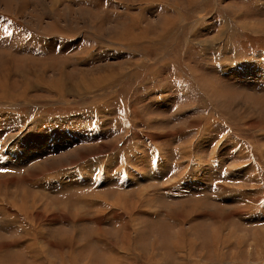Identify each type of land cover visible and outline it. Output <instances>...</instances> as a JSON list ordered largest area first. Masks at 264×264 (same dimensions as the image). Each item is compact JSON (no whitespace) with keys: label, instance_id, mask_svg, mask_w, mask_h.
<instances>
[{"label":"rangeland","instance_id":"rangeland-1","mask_svg":"<svg viewBox=\"0 0 264 264\" xmlns=\"http://www.w3.org/2000/svg\"><path fill=\"white\" fill-rule=\"evenodd\" d=\"M150 1L0 0V20L36 39L0 50V108L17 114L0 111V254L14 264H234L246 248L264 264V222L241 216L264 214V0H169L158 23L174 13L136 10ZM177 20L171 48L122 45ZM197 159L200 179L171 196Z\"/></svg>","mask_w":264,"mask_h":264},{"label":"crops","instance_id":"crops-1","mask_svg":"<svg viewBox=\"0 0 264 264\" xmlns=\"http://www.w3.org/2000/svg\"><path fill=\"white\" fill-rule=\"evenodd\" d=\"M171 3H172V1H170L169 2V0H160V1H154V2H152V1H150L149 3H141V6L140 7H137V11H139L140 13H144L146 10V8H149V9H154V14L156 13V12H164V13H166V12H171V10H172V12L171 13H174V14H170V15H166L167 17H163V18H159L158 19V21H157V23L159 22V21H161V20H163L164 18H170V19H172L174 16H175V10H174V8L172 7V5H171ZM150 4V5H149ZM149 5V6H148ZM171 6V7H170ZM172 8V9H171ZM166 11V12H165ZM128 11H127V9L124 11V13L121 15V14H118L117 16H120V17H123V22L125 23L124 24V26L123 27H125L126 25H129V23H130V18L132 17V16H129V14L127 13ZM166 14H169V13H166ZM173 15V16H172ZM120 17H118V18H120ZM183 17V19L186 21V24L184 25V23H183V25H180V26H184V28L185 27H189L190 28V30H191V26H190V24L191 23H193L192 22V20L191 19H189V20H187V19H185V17L184 16H182ZM125 19V20H124ZM180 19V18H179ZM197 20V19H196ZM126 21V22H125ZM180 22V20H177L176 21V23H177V25H176V23L174 24L173 23V25L174 26H167L165 29H163V31H162V33H161V35H159L158 37H159V39L155 36V37H153V35H151L150 36V38L152 39V40H143V41H140V42H138V45H136V46H132V45H129L128 43L126 44L125 42H122V43H120L119 42V44H122V45H124V46H126L127 48L128 47H130L129 49H133V50H142V53H140V54H143V52L145 51V53H147V51L148 50H150V49H163V50H165V49H168V48H171L173 45H174V41H175V31H176V29H177V26H178V24H179V22ZM184 21V22H185ZM140 22H141V20H140ZM197 22V21H196ZM194 23L193 24V27H196L195 25L197 24V23ZM140 24H138V26H136V27H134V28H137V30H141L142 29V26H139ZM156 24H153V27H152V29L153 30H155V29H157V30H161V28L160 27H158L157 28V26H155ZM122 28V27H121ZM133 28V29H134ZM155 28V29H154ZM133 29H132V32H134L133 31ZM194 29V28H193ZM134 33H137V32H134ZM150 34H152V33H149L148 35H150ZM154 34H155V32H154ZM160 34V33H159ZM5 36H9L10 37V39H7V37H5ZM17 37H19V39H17ZM17 39V40H16ZM110 39H112V40H114L113 42H116V40L115 39H113V38H110ZM154 39V40H153ZM11 40H12V43H11ZM36 42V39H35V37H34V35H32L29 31H26V30H15V28H14V25H12V24H5V22H4V20H0V50H9V51H11V52H13V53H17V54H23V52L26 50V52L27 51H29V49L31 48H33L32 47V45L34 44ZM108 42H110V41H108ZM112 43V42H111ZM178 44H188V43H186V39H181V41H179L178 42ZM13 45V46H12ZM155 45H158L156 48H155ZM121 46V45H120ZM122 48H123V46H121ZM10 48H12V49H10ZM39 48H40V46H39ZM116 48V47H115ZM34 49V48H33ZM121 49V48H120ZM148 49V50H147ZM144 57V56H143ZM144 58H146V57H144ZM12 104V103H11ZM11 104H8V105H6V106H4V107H1L0 108V111H1V113L3 114V113H6V115L5 116H7L6 117V119L8 118V120L6 121V124H16L14 121H12L11 119H10V116L11 115H13V114H15V115H17L16 114V110H14V109H12L13 107H10V106H15V104H13V105H11ZM19 122V121H18ZM4 124V123H3ZM1 158V157H0ZM158 166H159V164H157V170L155 171V174L157 175L158 174ZM195 167H196V163H195ZM191 177V176H190ZM194 177H199L200 178V176H199V173L196 175V176H194ZM132 178L131 177H128L126 180H125V182H127L128 183V185H131V182H132V180H131ZM191 179H192V177H191ZM129 180H131L130 181V183H129ZM184 180L186 181V183L188 184V185H195L196 183H194L195 181H193L192 182V180L191 181H187V178H182V179H180V181H179V184H178V182H176V181H173V183L171 184V186H167V189H168V191H169V193H170V195L171 196H173L172 195V193L173 194H175L174 192H176V191H178V189L180 190V186L182 185V183L184 182ZM122 182H124V181H122ZM172 189H171V188ZM193 189V188H192ZM217 189V188H216ZM180 193V192H179ZM239 195V194H238ZM244 195L245 194H240L237 198H236V201L237 200H240V199H242V198H244ZM173 197H176V196H173ZM232 201V200H231ZM235 202V201H234ZM247 208H245V209H242L241 210V213H242V217L244 218V217H246V219H243V220H245L246 221V223H253L254 221H251V220H253V219H257L258 217H259V219H257V220H259V221H263L264 222V219H260L261 217H264V214H261V213H259L258 211L257 212H247ZM237 211H238V208H237ZM236 211V212H237ZM239 214V213H238ZM250 214V215H249ZM255 214V215H254ZM240 215V214H239ZM244 215H246V216H244ZM261 215V216H260ZM251 216V217H250ZM251 219V220H250ZM242 220V221H243ZM230 222V221H229ZM236 222V221H235ZM237 223V222H236ZM236 226H237V224H235ZM238 227V226H237ZM248 228V227H247ZM255 229V228H254ZM244 233H246V238H245V240L244 241H246V240H248V239H251V243H250V245L249 244H247V246L246 247H250L251 248V245H252V247L254 248V245H253V243H255V242H257V241H255V238L253 237V233H254V231H250V230H248V229H245L244 231H243ZM260 232V231H259ZM233 233H234V230H233ZM251 234V238H248V236H250V235H248V234ZM244 241L243 242H241V243H239L240 245L241 244H244ZM247 242V241H246ZM246 242H245V244H246ZM262 242H264V237H263V240H262ZM262 242H261V245H262ZM234 243H230L229 244V247H228V250H230V253L232 252V250H233V248H232V245H233ZM236 245H237V243H235ZM238 244V245H239ZM262 250H264V247L262 246ZM234 251V256H235V261H234V264H254L255 263V261H253L252 260V258L255 256L256 257V259H259L260 260V258H262L261 256L262 255H260V253L262 252H260V251H258L257 249H256V251H254V250H252V252H250L249 251V249L248 248H246L245 250L244 249H241L239 252H236L235 250H233ZM255 252L257 253V255H255ZM9 253H1L0 254V264H14L13 263V261H12V258H10V256L11 255H8ZM225 258V257H224ZM223 257H222V255H221V253H220V255H218V254H216V257L214 258V260H213V262H211V263H209V262H206V261H204L203 260V258L201 259V261L202 262H204V264H233V263H230L229 261L227 262V260L225 259V260H220V259H224ZM229 259V258H228ZM36 262V261H35ZM22 262H20L19 264H21ZM16 264V263H15Z\"/></svg>","mask_w":264,"mask_h":264},{"label":"bare ground","instance_id":"bare-ground-1","mask_svg":"<svg viewBox=\"0 0 264 264\" xmlns=\"http://www.w3.org/2000/svg\"><path fill=\"white\" fill-rule=\"evenodd\" d=\"M154 1V0H153ZM162 1V0H161ZM1 99V98H0ZM198 160V159H197ZM167 163V162H166ZM201 165V162H199V160L196 162V167H195V171H196V175H197V173H198V171H202V167L200 166ZM161 172V171H160ZM162 173V172H161ZM141 174V173H140ZM195 175V176H196ZM200 176V175H199ZM139 177H141L140 179H142V176H139ZM206 178V177H205ZM192 179H194V181H197V180H199L200 178L199 177H194V176H192ZM252 179V178H251ZM254 180V179H253ZM193 181V180H192ZM202 181V180H201ZM200 181V182H201ZM196 183V182H195ZM171 188V187H170ZM172 189V188H171ZM149 190H147V191H145V189H143V190H140V192L141 193H144V192H148ZM124 199V198H123ZM147 200H149V202L151 201L150 199H149V197L147 198ZM120 201H121V199H120ZM119 201V203H121ZM117 202V201H116ZM124 204V203H123ZM130 205V204H129ZM124 206V205H123ZM126 206V205H125ZM135 206V205H134ZM127 208V207H126ZM135 208V207H134ZM194 208V207H193ZM128 209V208H127ZM190 209V208H189ZM189 209H188V212H189ZM126 210V209H125ZM186 210V209H185ZM193 210V209H192ZM133 212V211H132ZM73 215V214H72ZM219 215H221V214H219ZM250 215V214H249ZM255 215V214H254ZM97 216H99V215H97ZM169 216V215H168ZM251 217V216H250ZM72 218H74V215L72 216ZM71 218V219H72ZM99 219H101V218H99ZM104 219V218H103ZM41 220V219H40ZM105 220V219H104ZM121 220V219H120ZM73 221V220H72ZM129 221V220H128ZM102 222V221H101ZM181 223V222H180ZM219 223V222H218ZM221 223H222V221H221ZM183 224V223H182ZM181 227V226H180ZM179 228V227H178ZM221 228H222V226H221ZM221 228H220V226L219 227H216V228H213L211 231H212V234L215 236V235H218L219 236V234H220V231H221ZM223 230V229H222ZM29 231V230H28ZM186 231V230H185ZM261 231V230H260ZM185 232H184V230L182 229V227H181V229L178 231V234L179 235H181V234H183V235H185L184 234ZM100 234V233H99ZM263 234V233H262ZM101 235V234H100ZM219 238V237H218ZM218 240V239H217ZM124 241V240H123ZM127 241V240H126ZM70 242H71V240H70ZM128 245V244H127ZM62 246V245H61ZM64 246V245H63ZM105 246H107V245H105ZM67 247V246H66ZM65 247V248H66ZM129 247H131L130 245H129ZM64 248V247H63ZM68 248V247H67ZM62 249V248H61ZM110 250V249H109ZM153 254H154V252H153ZM72 258V257H71Z\"/></svg>","mask_w":264,"mask_h":264}]
</instances>
